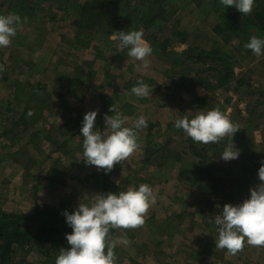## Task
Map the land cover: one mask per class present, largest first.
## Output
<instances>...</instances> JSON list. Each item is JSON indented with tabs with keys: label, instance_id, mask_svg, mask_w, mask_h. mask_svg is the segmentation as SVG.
<instances>
[{
	"label": "rangeland",
	"instance_id": "1",
	"mask_svg": "<svg viewBox=\"0 0 264 264\" xmlns=\"http://www.w3.org/2000/svg\"><path fill=\"white\" fill-rule=\"evenodd\" d=\"M12 1L20 3L0 0V14L11 13L8 8ZM41 1L51 7L56 20L50 15L42 27L25 24L11 46L0 48L2 211L33 215L45 205L75 211L80 202L87 203L89 196L102 193L103 182L120 187V191L149 184L157 203L145 215V224L111 232L113 239L126 236L130 241L116 248L117 264H264V247L245 243L235 255L216 248L218 232L214 224L215 215L224 205L243 203L250 198V189L261 183L258 170L264 161V56L257 58L245 49L249 40L234 38L226 42L223 33L214 32L220 14L209 0H166L167 19L150 27L139 21L145 0H120L115 12L99 0L97 24L102 27L99 25L93 31V40L80 49L77 46H84L73 22L78 17L73 14L63 19L65 13L57 10L55 0ZM85 1L71 0L66 5L77 13ZM219 5V10L224 7ZM127 19L129 25L118 31L142 29L144 39L157 54L150 57L147 72L137 71L139 61L129 58L127 50L121 52L111 36L107 43L109 29L114 31L116 23L122 26ZM252 36L263 35L252 29ZM164 42L172 53V62L167 65L164 56H159ZM200 53L203 59L197 62L194 56ZM225 57L226 68L235 70L234 79L215 91L204 89L205 96L196 95L194 90L200 86L193 90L192 84L200 78L217 85L221 75L212 61ZM173 62L180 65L179 71L170 69ZM21 75L34 86L42 85V101L54 108L44 110L42 117L38 109L34 110L38 122L27 128L15 127L31 103L14 102L12 83ZM139 80L153 88L152 96L139 99L132 94L131 88ZM73 81L77 84L72 85ZM69 89L79 91L77 97L63 98ZM198 97L207 98V105L201 106ZM112 105L119 111L130 106L124 113L120 111L129 117L127 126L143 115L148 127L139 133L141 149L105 174L84 163L80 130L84 115L98 111L96 126L104 131V115L114 114ZM212 108L224 112L240 131L219 143L205 145L193 142L183 130L175 128L177 119L193 115L188 111ZM13 129L14 133H9ZM229 144L241 155L224 161L221 156ZM29 159L31 166L21 164ZM25 168L33 177L25 178ZM48 182L45 190L37 188ZM56 257L57 253L48 255L47 249L39 247L27 254L25 264H55Z\"/></svg>",
	"mask_w": 264,
	"mask_h": 264
},
{
	"label": "clouds",
	"instance_id": "2",
	"mask_svg": "<svg viewBox=\"0 0 264 264\" xmlns=\"http://www.w3.org/2000/svg\"><path fill=\"white\" fill-rule=\"evenodd\" d=\"M227 9L234 7L242 16L251 15L256 0H220ZM28 22L27 17L17 13L0 14V48L11 46L14 38ZM113 41L117 48L136 61L137 71L147 72L151 66L150 57L154 49L144 39L143 30L113 32ZM257 58L264 56V37L252 36L244 45ZM132 94L139 98H149L153 88L143 80L131 88ZM113 115H104L105 128L96 126L98 111H89L84 115L81 127L83 137V161L87 166H95L110 173L116 164H124L130 156L142 147L139 133L148 127L147 119L141 115L130 127L129 117L113 105ZM191 117L177 119L175 128L183 132L195 143H219L228 136H235L240 131L239 125L232 122L219 108L198 110ZM29 116L32 112L29 111ZM241 151L229 144L221 159L233 161L240 157ZM261 183L250 189V198L243 203L226 204L222 212L215 215L218 238L216 248L226 249L235 255L245 246L264 247V161L258 170ZM119 182V181H118ZM117 182V183H118ZM157 203V195L149 184L130 186L126 191L96 193L89 196L88 202H80L74 212L65 210L63 215L72 229L66 234L70 248H61L55 264H117L116 248L127 246L130 241L126 236L113 239V229H135L145 224V215L150 207Z\"/></svg>",
	"mask_w": 264,
	"mask_h": 264
},
{
	"label": "trees",
	"instance_id": "3",
	"mask_svg": "<svg viewBox=\"0 0 264 264\" xmlns=\"http://www.w3.org/2000/svg\"><path fill=\"white\" fill-rule=\"evenodd\" d=\"M69 1L71 0H55V4L57 5L56 8L57 10L59 9L65 13L63 19L67 16H72L73 14H75L73 15L74 17H78L73 22L77 30V35L78 37H81V43L84 47L78 48L77 46V49L86 48L87 45H89L87 42L93 40L91 39L93 37V31L96 30L99 25L102 27L101 24H97L100 18V11L98 10L100 6H97L96 4L99 0H86L81 9L77 11V13H74L75 11H72V8L69 5H66V2ZM145 1V5L140 12L142 17H140L139 20L142 21L143 26L150 27L156 24L157 21L167 19V17H165L167 16L166 13L168 12L165 8L166 0ZM191 1L196 2L197 0ZM201 1L203 2L206 0ZM17 2L18 1H15L14 3V1H12L10 3L8 8L9 12L17 13L22 18L27 17L28 22L26 23V25L37 23L39 27H42V25H45V20L50 15L51 16L49 18H51L53 21L57 18V15L52 13L51 7H46L45 5H43V1L41 0H20V3ZM99 2H102V4H104L107 7V10H109L110 12H115L116 10H118V4L120 5L121 3L120 0L119 2H117V0H100ZM209 3L213 6V10L217 12V14L218 12L220 14L219 21L214 27V32L217 34L223 33V38L226 42H231V40L234 38H238L240 42L250 40L252 29L259 30L264 36V0L256 1V6L252 14L244 17L234 7H228L227 9L223 7L219 10V0H209ZM132 20L133 18L131 19V21ZM136 20L138 21V19ZM131 21H128L127 19V21H125L122 26H119V24L117 25L116 23L114 25V31H110L109 29L106 36L107 43L110 42V36L113 35V32H116L124 27L126 28ZM90 31L92 33H89ZM167 45L168 42L162 43V47L160 48V50L163 53L159 55L162 59L164 56V63L166 65L172 62V53L167 51ZM153 53L154 55L156 54L155 51ZM194 59L197 62H199L200 60L202 61V53L194 56ZM227 63L228 62L226 60V57L225 59L212 61V64L215 66L214 70L219 71L221 75L220 77H218L216 86L213 85L210 79L200 78L198 79V81H196L197 84H192L193 90L196 85L207 89V91H215L218 88H221V86L228 85L235 77V70H233L231 67L226 68ZM77 68L80 69L82 67L78 66ZM179 68L181 67L177 62H173L172 68L170 67L172 71L173 69L179 71ZM23 74L25 73L23 72ZM23 76L24 75H21L19 77H16L17 79L13 80L12 94L14 96L15 103H32V105L31 103L26 105L24 114L20 115L19 118L21 119V121H23L22 125L27 128L28 126H31V124L36 125V123L38 122L33 117L34 110L38 109L42 117L43 112H45L44 110L53 111L54 108L45 105L46 100L42 101L40 97V94H43L41 93V91L43 90L42 85L37 84L34 86L26 78L23 79ZM238 83H241V81H238ZM75 84H77V82L73 81L72 85ZM30 90H33V93H30ZM77 93H79V91L69 89L67 94L65 95L66 97L63 98L77 97ZM85 94L86 93L83 91L81 95L84 96ZM198 101L203 107L207 105V98L205 97H198ZM36 103L40 104L37 105ZM127 106L130 107L129 105ZM126 107H122L120 111L124 113V111L127 109ZM29 111L32 112L31 116L28 115ZM18 126H21L20 123L17 124V127ZM23 132H26V129L23 130ZM9 133H14V129ZM48 139L51 140L50 135H48ZM30 143H32V141ZM18 161L22 162V159H18ZM30 163H32L31 159L26 160L21 164H28V166H31ZM24 170L26 175L25 178H27L28 176H30L28 175L29 170L28 168H25ZM30 177H33L32 174ZM101 187L102 193H115L120 191V187L107 184V182H103L101 184ZM67 211L74 212L72 209ZM64 212L65 210H63L61 207H55L51 205L38 207L33 215L8 214L3 212L0 208V264H25L27 254L30 253L32 249L39 247L47 249L48 255L55 253H57L58 255L61 248H70V245L66 240V234H70L72 232V229L66 223V218L63 215ZM115 230L117 229H113L111 230V232H115ZM19 254H22V258L20 259H18Z\"/></svg>",
	"mask_w": 264,
	"mask_h": 264
},
{
	"label": "crops",
	"instance_id": "4",
	"mask_svg": "<svg viewBox=\"0 0 264 264\" xmlns=\"http://www.w3.org/2000/svg\"><path fill=\"white\" fill-rule=\"evenodd\" d=\"M194 92H195V94L196 95H199V96H205V90H204V88H202V87H198L196 90H194ZM18 123H16V125H17ZM23 121H21V123H20V125L22 126V127H24L23 125ZM154 125V124H153ZM19 128H21L20 126H18ZM28 133V132H27ZM30 140H31V138H30ZM31 142V141H30ZM46 184H50V182H48V183H43L42 185H39L37 188H39L40 190H42L43 188H48V186L46 185ZM43 190H45V189H43ZM76 190H77V188L75 187L74 188V192H76ZM53 204V203H52Z\"/></svg>",
	"mask_w": 264,
	"mask_h": 264
}]
</instances>
